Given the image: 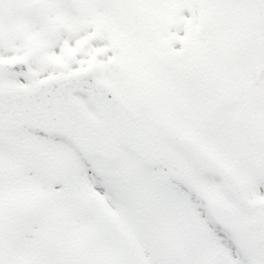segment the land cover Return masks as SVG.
I'll use <instances>...</instances> for the list:
<instances>
[{
    "label": "snow or ice",
    "instance_id": "6c2138e0",
    "mask_svg": "<svg viewBox=\"0 0 264 264\" xmlns=\"http://www.w3.org/2000/svg\"><path fill=\"white\" fill-rule=\"evenodd\" d=\"M0 264H264V0H0Z\"/></svg>",
    "mask_w": 264,
    "mask_h": 264
}]
</instances>
